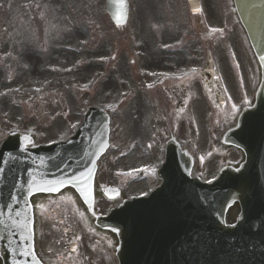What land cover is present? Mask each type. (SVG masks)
<instances>
[{
	"label": "rangeland",
	"instance_id": "obj_1",
	"mask_svg": "<svg viewBox=\"0 0 264 264\" xmlns=\"http://www.w3.org/2000/svg\"><path fill=\"white\" fill-rule=\"evenodd\" d=\"M13 1L15 0H0V122L3 126L6 121L12 123L23 119V125L26 128L35 126L39 128L41 131L39 141L45 144L66 136L70 122L77 120L78 111L86 104L89 105L90 101L94 106L110 102L115 97L117 90L131 83L129 80L123 85L116 84L107 91L103 90L105 88L103 82L96 81L99 80L103 69L108 70L109 74L121 67L120 72L124 76H135L137 63L144 65L141 55L148 48L152 36L147 31L141 42V53H138L135 49L136 42L131 37L130 24L133 21L129 20L123 33L113 30L108 22L103 23V0H61L70 3V6L62 5L59 0H18L16 5L9 3ZM21 1H27V5L30 6L31 10L28 13L31 18L23 17L16 20L19 16L12 15L13 8L22 6L19 4ZM220 1L218 0V4ZM73 3H77V5ZM150 8L155 10L154 17L156 18L159 15L158 5L155 2L151 3ZM26 9L28 11L29 7L26 6ZM214 17L218 18V13ZM180 18L182 17L180 16ZM51 21L54 25L51 24ZM227 24L229 25V22ZM169 25L176 27L177 24L173 21ZM213 25L223 27V23L218 19L214 20ZM49 27L52 28L51 32L48 31ZM23 28L26 30L21 33ZM184 29L186 27L181 26L180 30ZM41 32L43 42L40 38H36V33L37 36H40ZM106 32L109 34L103 37ZM162 38L158 37V39ZM193 41L195 42L196 39L189 40L188 45L193 46ZM238 41L240 44L239 38ZM196 51L199 53L200 50L195 47L192 50L187 49L183 61L191 63L202 60L201 54L200 56L194 55ZM221 51L219 46L216 51L217 55ZM154 52L151 59L153 67L178 64L173 59L168 62L163 49L156 48ZM105 53L106 55L114 54L116 59L112 63L104 64L103 55ZM235 54H237L235 60L237 59L239 62L240 51L235 49ZM221 60H224L223 54L219 55V62ZM242 65L245 68L249 67L242 72V80L247 90L253 74L250 60L246 59L244 55L242 56ZM219 68L221 72L222 69H225L222 62H220ZM224 77L222 81H225L231 92L234 87L231 81L233 79L235 82V78L228 72L224 73ZM113 81L117 82V80ZM46 83H48L46 91L41 94L39 89ZM94 83V89L92 86L93 90L90 93L78 94L77 88ZM224 92V108L219 113L213 110L212 118H208L206 115L209 108L204 99L200 97L201 103L203 102L204 105V117L196 118L199 128L204 129L206 123L215 126L224 121L221 115H226L228 111L241 104L232 93V96L229 95L230 93L227 95L225 86ZM141 96L147 98L151 105L145 100H140L136 106L137 100H132L114 112L112 117L113 145L107 158L103 160V168L110 162L109 160L115 159L116 155L119 156V152L125 148H133L136 151L131 155L126 154L127 160L131 162L128 165L120 166V169L136 167L138 165L133 164L136 161L148 160L150 165H155L161 160L160 141L165 134L166 118L164 114L170 107L169 99L168 97L166 100L161 99L163 94L159 91L142 93ZM30 97L37 100L35 104L25 103ZM135 106L136 110L147 106L153 108V111H143L139 113L140 118L131 121L129 117L134 113L133 107ZM157 116L163 118V129L155 131L151 125L154 117ZM124 121L127 122L125 125H123ZM190 123L189 116L184 113L183 131L190 132ZM122 126L123 130H121ZM203 135L206 146L209 144L210 135L206 132H203ZM148 145H152L149 153L151 156L145 152ZM152 157L153 160H151ZM108 173L105 169L103 170L104 176ZM209 177L210 175L207 174L205 179H209ZM148 184L149 186L153 185L154 181L149 180ZM148 189H139L135 194L144 193Z\"/></svg>",
	"mask_w": 264,
	"mask_h": 264
},
{
	"label": "water",
	"instance_id": "obj_2",
	"mask_svg": "<svg viewBox=\"0 0 264 264\" xmlns=\"http://www.w3.org/2000/svg\"><path fill=\"white\" fill-rule=\"evenodd\" d=\"M120 2L123 10L124 2L123 0H120ZM232 2L248 41L256 51L257 62L262 72H264L262 54L264 51V0H232ZM263 97L264 93L259 92L255 103L260 102ZM235 143L244 152L246 161H249L246 148L237 138H235ZM218 189L221 190L222 185ZM235 192L238 195L237 200L240 204V212H244L245 203L250 192L249 182H244L240 188L231 190L230 195ZM260 197L262 198V194H260ZM161 204H163V201L158 196H155L150 202L152 207H157ZM167 204L172 208V199L167 198ZM183 210L184 216L179 219L177 225L171 226L169 223L162 221L158 231L152 228L143 230L132 229L125 238L121 228L118 225H112L119 232V250L117 254L119 262L121 261L122 264H220L218 256L211 251V245L208 252H202L203 239L200 238L202 234L197 233L202 225L196 222L201 220L203 216L205 217V225L212 229V238L220 239L221 241L224 238L232 239L249 235L262 238L264 241V227L262 225H251L249 227L250 222H245L241 225L240 222L245 216L244 213L234 227L241 226L230 232L223 230L219 223L216 225L210 207L203 208L197 200L183 199ZM161 211H164V209L162 208ZM189 218L191 219L190 222L188 221ZM262 224L264 225V223Z\"/></svg>",
	"mask_w": 264,
	"mask_h": 264
},
{
	"label": "snow or ice",
	"instance_id": "obj_3",
	"mask_svg": "<svg viewBox=\"0 0 264 264\" xmlns=\"http://www.w3.org/2000/svg\"><path fill=\"white\" fill-rule=\"evenodd\" d=\"M193 71H195V70L193 69ZM61 184H62V182H61ZM46 190H48V191H57L58 188H51V189H46Z\"/></svg>",
	"mask_w": 264,
	"mask_h": 264
}]
</instances>
